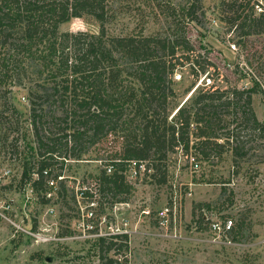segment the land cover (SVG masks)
I'll use <instances>...</instances> for the list:
<instances>
[{
	"label": "rangeland",
	"instance_id": "obj_1",
	"mask_svg": "<svg viewBox=\"0 0 264 264\" xmlns=\"http://www.w3.org/2000/svg\"><path fill=\"white\" fill-rule=\"evenodd\" d=\"M190 1L107 0L111 9L108 33H143L181 41L186 38L191 44V51L179 53L186 59L173 75L169 121L206 90V76L221 90H246L257 82L260 92L252 95V109L264 122V33L247 35L249 26L240 27L238 12L227 8L229 0H201L189 15ZM257 4L264 10V0H251L245 11L250 19L262 14ZM60 31L94 33L98 24L92 19H73ZM180 74L182 79L176 81L175 75ZM3 92L0 90V111L4 110L5 96H10ZM11 96L21 118L19 131L9 133V144L18 139L17 144L0 146V264H264V137L241 122V112L238 120L233 109L224 116L229 128L219 134L230 132L236 139L226 147L222 159L214 156L204 161L194 150L188 156L178 151L169 157L166 184L154 181L152 172L142 170L135 175L129 171L127 180L133 189L127 205L112 211V197L100 201L98 194L99 203L93 207L96 219L88 220L91 203L78 198L77 193L84 187L97 193L96 176L104 164L120 150L122 142L141 133L133 129L111 133L102 143L88 148L81 161H68L62 169L67 191L59 194L61 188L56 182L54 189H48L49 201L44 204L29 184L23 186L20 181L24 162L33 158L37 147L28 93L14 88ZM12 120L9 109L4 122ZM5 125L7 129L17 127ZM45 126L55 131L47 123ZM218 142L223 144L225 139ZM241 143L245 155L235 158L233 148ZM191 154L197 159L192 160ZM100 202L102 214L98 211ZM166 206L176 211L175 224L167 233L158 228L156 220L157 213ZM147 211L150 215L145 214ZM101 216L107 217L103 224ZM202 216L204 221L200 220ZM226 218H232L235 225L244 223V231L237 238L240 241L234 239L232 245L211 242L205 231L207 224ZM34 223L38 226L35 232L31 231ZM90 225L102 233L111 232L112 227L124 230L129 237V251L102 255ZM115 241L121 245L120 240ZM110 259L117 261L110 263Z\"/></svg>",
	"mask_w": 264,
	"mask_h": 264
},
{
	"label": "trees",
	"instance_id": "obj_2",
	"mask_svg": "<svg viewBox=\"0 0 264 264\" xmlns=\"http://www.w3.org/2000/svg\"><path fill=\"white\" fill-rule=\"evenodd\" d=\"M238 1L229 0L227 8L238 12L240 27L249 26L247 35L264 33V13L250 19L245 11L251 0ZM200 2H189V15ZM110 13L107 0H0V90L10 94L5 96L4 110L0 111V146L18 142L14 139L9 144V133L19 131L21 118L11 94L14 88L25 89L37 147L33 158L24 162L20 181L23 186L29 184L44 204L49 201L48 189H54L47 180H56L59 194L65 193L64 165L71 160L81 161L88 148L114 132L133 129L141 135L122 142L120 150L104 164L96 176L97 193L83 191V200L88 203H97L98 194L100 201L111 196L110 209L117 203H128L133 189L127 180L131 161L145 164V172H152L154 181L166 184L169 157L178 151L188 156L194 150L204 161L214 156L222 159L226 147L236 139L230 132L219 134L229 128L224 116L230 115L231 109L235 119L241 112V122L264 137V122L252 109V95L260 92L257 82L248 90L208 87L169 121L173 75L186 59L179 53L191 51V44L186 38L181 41L143 33L112 36L107 28ZM73 19H92L98 31L62 33L60 27ZM9 109L13 120L5 123ZM46 123L55 131L47 130ZM5 124L17 127L7 129ZM221 138L225 139L223 144L218 142ZM244 149L243 143L236 145L235 158L243 157ZM108 166L113 167L111 173ZM45 170L48 176H44ZM73 201L77 202L76 196ZM98 207L102 214L101 202ZM200 220L204 221V216ZM37 227L34 223L31 231ZM243 231L241 221L233 228V239L240 241L237 238ZM128 238L100 237L99 251L102 255L128 252ZM114 261L110 259V263Z\"/></svg>",
	"mask_w": 264,
	"mask_h": 264
},
{
	"label": "built area",
	"instance_id": "obj_3",
	"mask_svg": "<svg viewBox=\"0 0 264 264\" xmlns=\"http://www.w3.org/2000/svg\"><path fill=\"white\" fill-rule=\"evenodd\" d=\"M262 4V2H260V5ZM259 4H257V9L259 10V13H264V10L262 9V7L260 6ZM235 49L236 47L233 46ZM175 79L176 81H180L182 79V75H175ZM203 81H206L203 86L205 88H208V87H211L213 86V81L211 78H208V77H204L203 78ZM199 88V86H197V88H195L193 90L192 93H195L196 90ZM245 90V89H243ZM248 90V89H246ZM192 129L194 130L195 127L194 125H192ZM190 158L192 160H195L196 156H194L193 154L190 155ZM195 167L198 168L199 167V164L195 163ZM108 173H111L112 172V166H108ZM142 170H144L145 172V164L143 163H140L138 164L137 162L135 161H131L129 163V171H132L135 175L139 174ZM44 176H48L49 174V171L48 170H45L44 172ZM59 179H64V177H60ZM56 180L54 179H48L47 180V184L49 187H53L55 188L56 186ZM85 190H90L92 193H94L92 191L91 188H87V187H84L82 188V190L80 192L77 193V197L78 198H84V192ZM127 205V203H119V204H116L112 211H115V210H119V207H123ZM93 207H95V203H91V206L89 207V210L86 214L88 220H93V219H96V213L93 209ZM52 211V210H51ZM146 215H150V212L147 211L145 212ZM100 220V223L103 224L106 222L107 220V217L106 216H101L99 218ZM156 220H157V225H158V228L164 232H168L175 224V221H176V211L173 207H164L162 210H160L157 215H156ZM235 224H234V221L232 218H226L224 221H221L220 219H214V220H211L208 224H207V229H206V235L207 236H210V241L213 242V243H223L225 245H232L233 243V235H232V231H233V228H234ZM93 231V237H96L97 239L100 238V237H104V238H111L113 236H121V235H128L127 232H125L124 230L121 231V229L119 228H116L114 229L113 227L110 228L111 229V232H107V233H102L100 232V230L98 228H94L93 225H90L89 226ZM29 235H33L32 233L30 232H25ZM264 244V242H263Z\"/></svg>",
	"mask_w": 264,
	"mask_h": 264
}]
</instances>
